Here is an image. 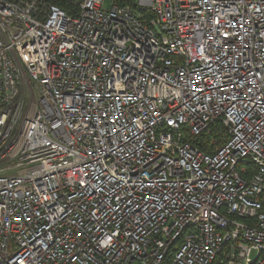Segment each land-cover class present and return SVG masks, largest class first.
<instances>
[{
	"label": "built area",
	"instance_id": "2783aa9c",
	"mask_svg": "<svg viewBox=\"0 0 264 264\" xmlns=\"http://www.w3.org/2000/svg\"><path fill=\"white\" fill-rule=\"evenodd\" d=\"M0 0V264H264V0Z\"/></svg>",
	"mask_w": 264,
	"mask_h": 264
},
{
	"label": "trees",
	"instance_id": "16d2710c",
	"mask_svg": "<svg viewBox=\"0 0 264 264\" xmlns=\"http://www.w3.org/2000/svg\"><path fill=\"white\" fill-rule=\"evenodd\" d=\"M118 5H131L133 0H114ZM62 10L72 12L75 10V5L72 0H50Z\"/></svg>",
	"mask_w": 264,
	"mask_h": 264
},
{
	"label": "rangeland",
	"instance_id": "374dc122",
	"mask_svg": "<svg viewBox=\"0 0 264 264\" xmlns=\"http://www.w3.org/2000/svg\"><path fill=\"white\" fill-rule=\"evenodd\" d=\"M109 3H110V0H104L105 7H108Z\"/></svg>",
	"mask_w": 264,
	"mask_h": 264
}]
</instances>
